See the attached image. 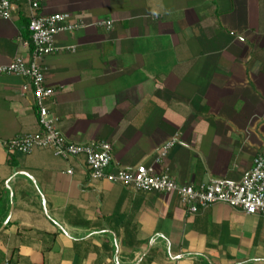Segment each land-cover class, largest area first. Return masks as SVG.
<instances>
[{
    "label": "crops",
    "instance_id": "0c3cea01",
    "mask_svg": "<svg viewBox=\"0 0 264 264\" xmlns=\"http://www.w3.org/2000/svg\"><path fill=\"white\" fill-rule=\"evenodd\" d=\"M40 5L85 25L39 61L66 139L107 142L119 166L153 164L182 185L238 182L264 154V0ZM19 7L0 19V65L29 59ZM23 84L0 79V264H264L261 216L224 204L189 214L174 194L90 179L81 157L8 153L6 141L40 131Z\"/></svg>",
    "mask_w": 264,
    "mask_h": 264
},
{
    "label": "built area",
    "instance_id": "2783aa9c",
    "mask_svg": "<svg viewBox=\"0 0 264 264\" xmlns=\"http://www.w3.org/2000/svg\"><path fill=\"white\" fill-rule=\"evenodd\" d=\"M42 0H0V19L9 21L17 14L19 5L26 10L29 33V59L20 57L0 65V79L14 76L24 80L22 91L33 98V105L40 131L13 138L4 143L10 154H30L37 149L51 150L54 156L67 160L83 158L88 176L92 180H106L132 188L137 192L174 194L189 214H196L213 204H224L248 216L264 218V154L254 156L251 166L240 181L213 179L199 185H182L169 175L157 172L155 166L139 164L124 168L115 163L112 147L104 141L74 143L66 139L55 127L50 107L45 103L54 94L45 85L39 61L54 52L55 37L63 32L84 28L81 22H72L69 13L42 15ZM109 30L111 21L96 24ZM178 143L176 138L164 142L157 152L155 163H161ZM113 168L112 171H109ZM65 173L71 174L68 170Z\"/></svg>",
    "mask_w": 264,
    "mask_h": 264
},
{
    "label": "trees",
    "instance_id": "16d2710c",
    "mask_svg": "<svg viewBox=\"0 0 264 264\" xmlns=\"http://www.w3.org/2000/svg\"><path fill=\"white\" fill-rule=\"evenodd\" d=\"M25 30L23 31L22 35H23V39L29 41V33L27 31V24H28V20L26 19V22H25Z\"/></svg>",
    "mask_w": 264,
    "mask_h": 264
}]
</instances>
